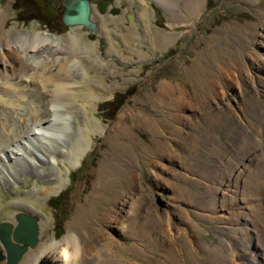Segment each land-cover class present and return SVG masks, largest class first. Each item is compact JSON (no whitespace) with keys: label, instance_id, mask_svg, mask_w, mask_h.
I'll use <instances>...</instances> for the list:
<instances>
[{"label":"rangeland","instance_id":"rangeland-1","mask_svg":"<svg viewBox=\"0 0 264 264\" xmlns=\"http://www.w3.org/2000/svg\"><path fill=\"white\" fill-rule=\"evenodd\" d=\"M90 1L92 8L97 9V33L67 26L58 31L43 20L19 21L20 10L14 6L15 0H0V12H7L10 17L2 34L3 44L7 38L20 33H40L65 44H68L69 34L76 35L80 47L69 46L68 51V54L72 50L81 52L73 55L81 62V71L74 80H80L83 88L92 86L102 98L93 106L85 107L91 131L89 151L76 168H71L68 162L58 163L68 183L55 185L35 171L25 175L19 171L22 180L16 186L5 187L0 183V224L15 221L18 213L40 219L47 217L49 226L43 230L40 243L77 235L96 247L110 242L116 247L112 262L151 264L147 258H152V254L143 251L146 256H142L137 252L144 250V246L149 250L150 244L141 242L143 246L137 247L136 241L116 229V222L126 215L122 201L139 205V211L130 214L136 228L151 218L147 217L151 209L155 211L151 215H157L156 222L158 216L160 222L170 218L171 226L183 231L185 227L178 213L169 212L173 198L170 185L182 187L194 203L199 202L196 198L208 204L218 201L217 196L205 190L207 184L219 179V175L214 178L211 174L215 175L219 169L230 170L229 164H223L224 158L233 159L235 164V158L243 156L242 150L237 148L238 143L242 144L247 138L259 144L262 152L264 135L257 138L254 127L264 132V0H206L204 8L196 5L190 14L181 2L177 6V12L183 14L181 20L169 14L158 0ZM108 1L103 11L101 6ZM115 8L119 10L117 15L112 14ZM127 13L134 15V22L127 20ZM102 26L107 35L101 33ZM157 34L175 37V40L168 46L160 45ZM111 46L115 53L109 51ZM224 67L229 70L223 71ZM166 85L184 88L187 99L194 98V107L188 105L181 111L171 109L170 104L180 95L179 92L173 94L172 88L168 89L172 96L162 98L173 101L162 103L160 93L167 90ZM78 90L77 93L83 89ZM118 95L122 97L120 103L124 104L110 118L102 106L117 102ZM75 98L80 100L78 96ZM145 114L156 119L151 127L143 119ZM176 115L186 119L179 121ZM91 119L99 123L96 131H93ZM163 145L169 146L172 158L168 157L166 147V155L159 152ZM214 146L217 148L213 151ZM248 148L250 144L245 149ZM24 166L28 170L30 165ZM47 169L49 166L41 164L36 172L44 173ZM73 173H76L74 180ZM179 173L183 176L177 179L175 176ZM135 175L138 177L134 180ZM60 196L64 197L63 203L56 211L50 201ZM20 204H27L34 211L25 212ZM175 208L183 209L179 204ZM42 215L45 217L41 218ZM192 217L198 226L197 239L215 246L214 239L207 233L214 237V230L223 226L210 224L198 215ZM188 230L185 233L191 231ZM222 236L216 238L223 242ZM184 241L182 236L178 244ZM248 244L249 241L242 244L246 253L254 249ZM0 249L6 254L1 241ZM37 250L38 247L30 250L21 264H30L28 256ZM255 255L253 250L246 257L257 263ZM197 257L200 263L210 264L208 254L202 249ZM106 258L104 251L88 264H108Z\"/></svg>","mask_w":264,"mask_h":264},{"label":"bare ground","instance_id":"bare-ground-1","mask_svg":"<svg viewBox=\"0 0 264 264\" xmlns=\"http://www.w3.org/2000/svg\"><path fill=\"white\" fill-rule=\"evenodd\" d=\"M158 1L167 8L169 14H173L178 20L183 17L182 13L177 12V6L181 2L184 3L183 8L188 14L194 12L196 5L204 8L206 2V0ZM95 13L97 14V9L93 7L91 20L96 23L98 19ZM8 17L7 12H0V183L5 187L13 186L22 180V175L35 171L36 175L42 179L64 186L68 183V179L62 177L58 163L63 165L68 162L71 168H76L89 151L91 131L87 126L85 107L93 106L102 98L94 92L92 86L85 87L84 91V85L80 83V80H74L77 72L81 71V62L73 55L81 52L72 50L68 54V51L69 46L73 49L80 47V40L76 35L69 34L68 44H65L60 39L50 38L40 33H20L7 38L3 44L2 34ZM101 21L104 19L101 18ZM101 33L107 35L103 26ZM174 38L158 35V43L168 46L175 40ZM109 51L115 53L112 46ZM12 64L14 66L9 67ZM55 68L58 69L57 72L53 71ZM229 68L231 70V67ZM225 70L229 69L224 67L223 71ZM28 71L30 73L26 75ZM254 80L252 78L251 82ZM262 84L264 87V83ZM165 87L167 90L160 93L162 103L168 104L173 101L162 98L172 96L168 90L172 88L173 94L179 92L180 95L174 97L175 102L170 104L171 109L181 111L188 105L194 107V98L187 99L184 88L170 85ZM78 89L83 90L77 93ZM11 90L16 95L13 92L10 93ZM76 96L80 97V100L76 101ZM77 109L80 112H75ZM79 117H82L81 122L78 120ZM122 118L120 116L118 120L120 125L123 122ZM176 118L179 121L186 119L180 115H176ZM143 119L145 123L150 124V127L153 122L156 123V119L150 115L145 114ZM90 123L93 131H96L99 123L94 119H91ZM254 130L257 138L264 135L261 128L254 127ZM247 140L248 138L243 139L242 144L238 143L240 145L237 146L239 150H242L243 156L235 158V164L233 159L224 158L223 164H229L230 170L219 169L215 175L211 174L214 178L219 175V179H216L214 184L205 186V192L217 196L218 201L208 204L195 197L199 202L194 203L191 200L192 196L184 192L182 187L177 188L169 184L173 194L169 212L178 213L179 221L181 225H184L185 230L172 227L170 218L160 222L161 218L158 216L159 218L156 219L159 223L156 222L157 215L152 216L151 213L155 211L152 212L151 209L147 212V217L151 218L144 220L143 225L136 228L135 222L131 221L130 214H136L140 207L136 202L129 203L123 200L122 207L126 215L121 216L116 222L117 231L136 241L137 247L150 244L152 248L149 250L144 246V250L142 248L137 252H140L142 256H146L144 252L152 254V258L145 257L151 264H202L197 257L201 249L208 254L210 264H264V147L261 152L257 146L259 144H255L256 142L254 143L252 139ZM247 144L251 145L248 150L245 149ZM164 145L159 147L162 155H166L164 148H169ZM216 148L214 146L212 150ZM167 152L168 157L172 158L169 156L170 149ZM27 164L30 165L28 170L24 166ZM41 164L49 166L44 173L36 172ZM19 171H22L21 176ZM181 175L177 174L175 177ZM137 177L135 175L132 179L135 180ZM177 204L186 211L184 212L182 208H175ZM20 205L25 212L34 211L27 204ZM193 215H198L201 220L208 221L210 224L223 226L217 227L218 231L214 230V237L207 233L214 239L215 246L197 239L198 226L191 219ZM43 217L45 216L42 215L41 218ZM11 222L15 224L16 221ZM48 226L47 217L39 218L40 236ZM187 230L189 232L185 233ZM218 235H223V242L220 238H216ZM182 236L185 241L179 245L178 240ZM246 241L250 242L247 246H253L252 251L254 250L255 256H258L257 263L246 257V255H251L252 251L246 253L245 249L242 250V244ZM96 246H92L87 240H81L77 235H65L59 240L52 238L49 242H41L37 246V252L28 256L27 262L30 264H88L94 262L96 255L105 251L108 264L119 263L112 262L113 249L116 247H112L110 242L101 244L100 247ZM132 246L130 248H133ZM184 248H186L185 252Z\"/></svg>","mask_w":264,"mask_h":264},{"label":"water","instance_id":"water-1","mask_svg":"<svg viewBox=\"0 0 264 264\" xmlns=\"http://www.w3.org/2000/svg\"><path fill=\"white\" fill-rule=\"evenodd\" d=\"M42 3V2H39ZM103 5V11L109 4ZM66 12L63 22L67 27H81L97 33L98 24L91 20L92 3L90 0H68L65 2ZM115 8L112 14L117 15ZM127 20L134 22V15L128 14ZM16 223L2 222L0 224V241L6 254L0 249V263L21 264L27 253L35 249L40 243L39 218L27 213H18Z\"/></svg>","mask_w":264,"mask_h":264},{"label":"trees","instance_id":"trees-1","mask_svg":"<svg viewBox=\"0 0 264 264\" xmlns=\"http://www.w3.org/2000/svg\"><path fill=\"white\" fill-rule=\"evenodd\" d=\"M40 1H44L45 5L41 6ZM48 5H55V0H15V7L18 8L20 11L18 12V19L19 21H29V20H48L50 18L49 15V7ZM58 20V19H57ZM59 23L63 24L62 20H58ZM63 26V25H62ZM58 31H63V29H60ZM122 100V97L120 95L117 96V102L114 104L112 103L102 106V110H107V115L110 118H113L115 113L119 111V109L122 107L124 102L120 101ZM107 107V108H106ZM75 174L73 173V180L75 179ZM64 199V197H63ZM62 197H57L50 201L51 207L59 211L61 209V205L63 203ZM64 222V221H63ZM62 222V223H63Z\"/></svg>","mask_w":264,"mask_h":264},{"label":"flooded vegetation","instance_id":"flooded-vegetation-1","mask_svg":"<svg viewBox=\"0 0 264 264\" xmlns=\"http://www.w3.org/2000/svg\"><path fill=\"white\" fill-rule=\"evenodd\" d=\"M68 0H55V5H48L50 18L48 20H43L46 25H50L52 29L60 30L63 26H66L63 22V15L66 12L65 2ZM41 6L45 5L44 1H41ZM62 20L63 24L59 23L58 20ZM53 25V26H52Z\"/></svg>","mask_w":264,"mask_h":264}]
</instances>
